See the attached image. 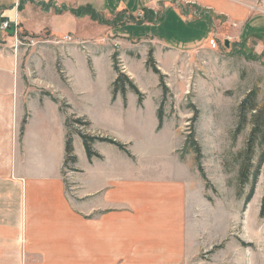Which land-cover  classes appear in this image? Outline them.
Wrapping results in <instances>:
<instances>
[{
  "label": "crops",
  "instance_id": "crops-1",
  "mask_svg": "<svg viewBox=\"0 0 264 264\" xmlns=\"http://www.w3.org/2000/svg\"><path fill=\"white\" fill-rule=\"evenodd\" d=\"M66 1L75 10L93 9L107 23L74 13L38 15L30 3L19 12L20 0L4 9L6 1L0 0L2 24L21 21L20 38L27 34L25 29L58 37L52 44L56 46L41 45L35 58H23V52L15 56L8 51L15 48L13 43L0 42V264H183L191 258L193 243L188 210L191 172L184 161L173 157L171 168H145L143 156L134 162L107 143H96L100 157L90 160L82 138L75 135L80 171L71 175L74 192L67 190L64 165L66 121L71 115L92 124L87 133L124 144L134 141L126 127L140 137L157 132L160 83L156 89L138 87L145 96L142 105L132 92L127 94V107L120 94L113 98L118 77L114 55L138 85L137 68L147 71V52L133 47L147 40L136 42L113 30L159 24L167 7L183 20L194 17L184 13L180 0H98L97 5L90 0ZM69 31L76 38L70 43L65 41ZM238 34L245 43L253 37L244 30ZM152 45L157 55L160 48L171 49L158 41ZM198 50L203 49L189 52ZM62 103L69 108L63 109ZM158 157L166 160L168 155Z\"/></svg>",
  "mask_w": 264,
  "mask_h": 264
},
{
  "label": "rangeland",
  "instance_id": "rangeland-1",
  "mask_svg": "<svg viewBox=\"0 0 264 264\" xmlns=\"http://www.w3.org/2000/svg\"><path fill=\"white\" fill-rule=\"evenodd\" d=\"M4 1V9L13 7L14 0ZM90 1L94 5L98 3V0ZM70 2L20 0L17 8L21 12L30 3L35 6L38 15L49 13L51 16L62 14L67 17L75 10ZM179 2L184 13H190L193 19L183 20L174 8L167 7L159 24H128L123 29L113 30L114 35L123 32V37L128 35L136 42L147 40L133 47L135 51H146L147 61L151 49H155L152 43L158 41L171 48H160L158 55L154 53L157 67L170 89L167 97L159 103V107L162 103L166 115L163 128H157L155 135L140 137L134 129L126 127L125 132L134 134L129 137V140H134L132 144L116 141L127 146L128 152L122 151L134 162L143 156L145 168H157L159 165L171 168V158L176 157L184 161V168L191 172L188 210L193 243L191 258H186L183 264H264V219L260 216L264 198V165L255 184L254 195L247 202L253 183L240 187L236 161V155L246 146L252 125L249 123L237 142L233 141L238 125L237 109L246 95L254 89L258 90L259 103L264 106V0ZM196 7L209 16H200ZM245 20L247 24L240 23ZM1 21L0 18V42L4 41L3 45L13 43L15 48L8 51L15 56L23 52V58H35L40 56L39 48L44 43L56 46L52 44L58 37H52L45 30L30 33L25 29L27 34L20 38L23 33L21 21L13 26L10 23V28L6 30ZM239 24H242L241 28L237 27ZM79 28L81 33L84 27L80 25ZM238 30L240 34L244 30L245 35H253L251 42H241ZM66 34L71 36L72 41L76 39L72 32ZM213 37L217 39V49H211L210 44L206 48ZM102 38L103 35L96 39ZM152 39L155 41H150ZM226 40L230 42L228 48ZM195 48L203 50L189 52ZM51 52L56 51L51 49ZM57 56L60 57L59 54ZM145 68L147 71L137 68V86L159 88V76ZM91 125L78 124L73 130L91 135L87 133ZM193 131L202 150L200 163L193 150L184 154L186 140ZM159 155L168 157L166 160L159 159ZM76 163L64 165L69 193L77 189L71 176L72 172L79 170ZM200 168L210 186H207ZM196 192H199L198 196Z\"/></svg>",
  "mask_w": 264,
  "mask_h": 264
},
{
  "label": "trees",
  "instance_id": "trees-1",
  "mask_svg": "<svg viewBox=\"0 0 264 264\" xmlns=\"http://www.w3.org/2000/svg\"><path fill=\"white\" fill-rule=\"evenodd\" d=\"M198 14L200 16H209L206 11L201 10L199 7H196ZM73 13L77 16H85L88 15L92 20L97 21L101 24H106L102 16H100L97 12H95L91 8H80L78 10H74ZM147 15H152V12H147ZM149 21H153L152 17H148ZM161 21V19H158ZM147 67L151 69L156 75L160 78V88L163 91V100L167 97L170 89L165 84V76L161 73L159 68L157 67V62L154 58V49H151L148 54ZM114 68L117 72V79L113 84V98L115 99L117 95H121L124 99L125 106H127V94L129 92L134 93L138 96L139 104L142 105L144 100V95L139 90L138 86L134 83V81L124 72L120 67L119 55L115 54L113 57ZM51 96L50 94H48ZM53 97V96H52ZM55 102H58L55 98H53ZM63 109H68L65 103H62ZM238 125L233 134L234 143L237 142L238 137L246 130L248 124L252 125V130L249 136V139L246 143V146L243 151L239 152L236 155V161L238 163V182L240 187H244L253 183V187L251 189L250 195H248L247 202L252 199V196L255 192V184L260 176L261 169L264 165V106H261L259 103V91L254 89L250 91L243 101L240 103L238 109ZM166 115L164 113L162 103L158 110V130H161L165 123ZM26 121L24 122V124ZM82 124L85 126H89L90 122L87 119L79 118L76 115H71L67 118L66 127H67V141H66V162L65 166L70 163L75 164L77 162V157L74 152L73 145V136L75 134L79 135L84 143L88 158L91 160L94 157H100L97 153H95L93 146L97 142L109 143L116 145L123 151H127V146L117 142L115 139L107 136H94L88 135L83 132L73 130L75 125ZM190 150L197 156L198 163L201 162L203 155L202 150L198 141L196 140L195 132L193 131L186 140L185 143V153H188ZM200 172L207 182V186H210V182L204 173L203 169L200 168ZM260 216L264 219V198L262 200Z\"/></svg>",
  "mask_w": 264,
  "mask_h": 264
},
{
  "label": "built area",
  "instance_id": "built-area-1",
  "mask_svg": "<svg viewBox=\"0 0 264 264\" xmlns=\"http://www.w3.org/2000/svg\"><path fill=\"white\" fill-rule=\"evenodd\" d=\"M10 26L11 25H10V22L9 21L3 22V29L4 30L9 29ZM65 41L72 42L71 36L66 37L65 38ZM209 44H210L211 49H217V47H218V45H217V39L214 38V37L210 40ZM115 46L118 47L117 45H115Z\"/></svg>",
  "mask_w": 264,
  "mask_h": 264
},
{
  "label": "water",
  "instance_id": "water-1",
  "mask_svg": "<svg viewBox=\"0 0 264 264\" xmlns=\"http://www.w3.org/2000/svg\"><path fill=\"white\" fill-rule=\"evenodd\" d=\"M225 46H226L227 48L230 46V42H229V40H226V42H225Z\"/></svg>",
  "mask_w": 264,
  "mask_h": 264
}]
</instances>
